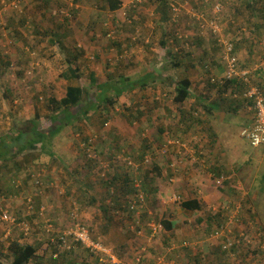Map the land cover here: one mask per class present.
Masks as SVG:
<instances>
[{"label":"rangeland","instance_id":"obj_1","mask_svg":"<svg viewBox=\"0 0 264 264\" xmlns=\"http://www.w3.org/2000/svg\"><path fill=\"white\" fill-rule=\"evenodd\" d=\"M129 1L123 0L124 7L116 13L109 9L107 0H25L21 4L0 0V56L10 55L14 62L11 69L0 62V71H5L0 77V141L18 151L31 134L19 142L13 139L20 130L31 133L36 121L56 154H43L34 162H26V153L33 152L28 148L17 159L10 158L8 168L0 159L3 264H12L14 241L37 247L28 264H148L150 259L155 262L149 264H169L165 246L177 242L176 237L180 238L179 247L187 252L182 251L184 264H220L223 257H212L210 250L218 242L198 222V215L223 221L227 203L219 207L206 201V197L211 200L223 190L235 195L229 214L239 205L237 218L247 212L250 217L257 216L259 224L264 221V146L253 147L241 136V121L232 114L240 105L225 95L223 87L211 84L212 71L205 68L212 65L214 70L213 62L223 60V45L220 43L222 50L213 48L208 41L213 34L207 29L200 31L204 25H199V19H214L212 8L218 13L214 6L219 4L224 7L223 20L229 8L222 4L224 0H209L207 3L212 4L208 10H187V1L195 5L203 0H169L179 8L177 11L170 3L163 7L162 0H143L130 9ZM243 5L238 3L240 8ZM259 9L262 12L264 7ZM259 19L264 21V13ZM221 34H225L223 30ZM199 35L206 38L201 46L195 42ZM59 37L61 44L55 42ZM73 67L79 69L78 78L71 76ZM148 74L155 81L147 80L142 86L141 77ZM186 76L193 80V95L178 104L173 100L174 88ZM123 78L135 88H126L118 96L111 87ZM202 81L204 84L197 86ZM69 85L85 88L84 102L99 103V111L85 116L81 106L69 109L72 119H64L62 130L52 136L49 133L58 122L51 120L55 112L49 99L64 97ZM104 87L109 88L106 95L114 99L113 104L105 95L98 98ZM213 101L228 112L226 121L217 128L215 125L216 133L210 131L213 125L207 122L209 114L205 110ZM194 113L201 116L202 123L193 122ZM215 134L216 144L225 149L228 161L261 170L257 179L250 180L254 186L250 196L258 191L255 199L248 200L247 185L241 188L234 181L230 185L236 186L226 185L229 180L224 166L214 154L208 158ZM42 150L38 145L33 153ZM15 161L22 164L13 170ZM160 163L162 173L157 176L155 167ZM129 179L136 189L133 192L124 194L115 188ZM139 194L144 200L137 201L143 204L131 210V202ZM193 198L202 201V211L180 206L181 200ZM103 207L110 211L111 220ZM214 207L215 213L211 210ZM6 212L15 222L3 219ZM165 220L174 221L175 235L166 233ZM149 221L158 227L156 236L146 234ZM23 222L28 223L29 230ZM75 222L84 223L91 237L99 239L108 252L93 257L88 248L78 250L74 244V252L66 255L62 251L53 259L52 241L56 244L59 234ZM243 238L245 247L232 263L264 264V233L258 237L245 233ZM142 239L149 243L159 239L164 247L140 250Z\"/></svg>","mask_w":264,"mask_h":264},{"label":"trees","instance_id":"obj_2","mask_svg":"<svg viewBox=\"0 0 264 264\" xmlns=\"http://www.w3.org/2000/svg\"><path fill=\"white\" fill-rule=\"evenodd\" d=\"M107 1L109 4V9L113 10V11H115L117 9L120 10L124 4L123 0H107ZM234 1L239 2V3L243 2L244 6L247 4V0H243V1L242 0H227L226 3L230 7H233ZM206 2H209V0H206ZM206 2H205V9L208 10L210 8L212 2L210 4L206 3ZM236 2L234 4H236ZM169 3L171 6V1H169V0H162L161 1V4L163 7H165L166 5L169 6ZM222 4H224V2H222ZM201 6L204 7V3ZM222 9H223V13L222 14H220V12L218 13V17L220 19H221V15L224 14L223 5H222ZM222 9L220 11H222ZM66 18H67L66 20L69 21V17H66ZM63 25H65V23ZM60 27H58L56 29H59ZM62 27H64V26H62ZM199 29L202 33L204 32V29H207L206 31L212 32L213 38H211L209 40H211L213 48L218 49V50H220V49L222 50V48L220 47L219 39H216L217 38L216 32L214 33L208 27L199 28ZM37 33H40V31H37ZM52 34H54L53 37L59 36L58 33L57 34L52 33ZM203 37H205V36H201V35L198 36L197 40L195 41L196 45L201 46L204 44L206 39L203 41V39H202ZM55 42L61 44L60 37ZM226 43H227V45L221 42V44L223 45V50H222L223 60H221L220 62H218L217 60H216V62L215 61L213 62V65L215 66L216 70L215 69L213 70L212 65H211V68L209 65H205V63H203V65H205L207 72L209 70L212 71V73L209 75L211 84L217 85L219 87H223L221 89L225 90V95L230 96L232 98V100L235 99L234 101L236 103L239 102V100L241 101V99L248 100L251 103L252 109L254 110V100L252 98L246 97L245 94L253 86L261 88V86H259L261 83H259V85H258V83H256L257 81H255V79H254L255 78V76H254L255 69L253 67L242 66L243 64L240 61L239 55L236 53V50H235L236 47H235L234 43H232L231 41H226ZM230 45H231V49L229 50ZM189 52H192V51H189ZM190 55L191 54H188L187 56L190 57ZM206 55H210L208 51L206 52ZM2 57L4 60L2 59ZM233 59H234L233 65L236 69L237 75H234L232 78H227L228 71L231 67L230 61H232ZM0 60H1L0 62H4V64H6L10 69L12 68V65L14 62L12 63L10 55H8V56L1 55ZM17 62L19 63V61H17ZM190 65H192L194 67V63H191ZM70 70H71L70 71L71 76H74V78H78L80 76L78 73L79 69L77 67H73ZM4 72H5L4 70L0 71V77L2 74H4ZM216 72H218L220 75H216L215 74ZM243 72H247L246 76L242 75ZM146 76L147 75H145L144 77H141L143 80L141 83L142 86L147 85V80L149 81V80L154 79V76L152 74L151 75L148 74V77H146ZM64 77L66 79L67 77H69V75H67V73H66ZM245 77H248L250 79L249 83L245 81ZM154 81H155V79H154ZM127 82H128V84H126ZM203 84H204V82L202 81V82L198 83L197 86H201ZM130 85H131L130 80L128 78H123L121 80V82L119 83V85H113L111 88H113L114 90L116 89L115 90L116 95L120 96L125 92L126 88L132 89L135 86V85H132V86H130ZM192 87H193V80L189 76L182 78L180 81L177 82V84L174 88L173 100L178 104L185 103L193 95V91H192L193 88ZM108 89L109 88L104 87L103 90L101 91V93L98 94L99 95L98 98L101 97V95H105L107 97L106 93H107ZM103 91H104V94H102ZM197 97L199 98L200 95L197 94ZM85 99H86V90H85V88H83L79 85H69L67 87L66 94L64 97H60V98L59 97H51L49 99V103L53 107V110L55 112V114L53 113V115L51 116V120H53V122H58V125L53 127L49 134L52 136L59 134V132L62 130V127L64 125V123H63L64 119H67V120L72 119L70 116H72L73 113L71 111H68L69 109H73L77 106H81V113L85 114V116L90 114L91 112H93L92 114L94 115L99 111V105H100L99 103L98 104L97 103H89L88 101L84 102ZM202 99H204V97H202ZM106 101H110L111 104L114 103L113 98L109 99L107 97ZM215 104H217V103H215ZM84 107H86V110H83ZM212 107L213 106L208 105L207 109H205L208 114H210V112H212V110H213ZM197 115H199V114H196V113L193 114V122H195L196 124L202 123L203 120H202L201 116H197ZM207 122L209 123L208 120H207ZM249 125H247V126H249ZM247 126H244L242 131ZM30 131H31V133H24L23 131L20 130L19 133L17 134V137H15L13 139L16 142H19L22 138H24V137L26 138L27 135L31 134L30 139H28L27 141L25 140V142L23 144L18 146V151H14L12 149L15 146L13 147L9 143L7 144V143H4L3 141H0V159H2L3 161H6L5 162L6 164L3 165L4 168H8V166L10 165L9 164V162H11V161H9L10 158H12V160L17 159L19 157V155L22 154L23 152H25L28 148L32 149V151L34 152V149L36 150L38 145H41L44 150H42V152L40 154H36L33 152L26 153L25 159L23 158L26 162H30V161L34 162V161L38 160L40 158V156L43 154L47 155L49 157H54V156L56 157L55 151H53L48 146L49 144L47 143V139H48L47 134L45 133V131H40L38 129V124L36 123V121L33 124V126L31 127ZM6 155H8V157ZM21 164L19 163V161H15L13 163V166L15 167V168H13V170L19 169ZM6 170L8 171V169H6ZM10 170H12V168H10ZM155 170L161 171L159 165H156ZM131 182H132L131 179H129L127 184L121 183L120 185H116L115 188H117L118 190H123L122 193H124V194H127L129 192H133V190H136V189L132 186ZM110 183H112V182H110ZM144 187H147V184H145ZM92 198L95 199L94 197H92ZM199 201L200 200L197 198L187 199V200L183 199L180 201V206L186 210H198L201 208L200 207L201 202H199ZM103 208L105 210L106 215L108 213L107 216L111 220L113 218V216L111 215L110 211H108V209L105 207H103ZM39 209L40 208H38V211H39ZM173 223H174V221L171 222V221L165 220V221H163V226L167 229H171V228L173 229ZM185 242H183L182 244L185 247H187L188 245H185L184 244ZM52 245H53V248H52V256H53L52 258L53 259L58 258V256H56V257L54 256L56 253L59 254L62 251H64L62 253L66 252V255H69L72 252H74V250H76L73 248L74 246H72L69 249L60 248L58 246V243L55 244V242H52ZM75 245L78 246V250H80V249L82 251L86 250L83 248V245L81 243H75ZM11 251L13 253L12 264H28L33 259V257L36 255L37 247L35 245H32V244H21L18 241H14L11 245ZM86 251L91 256L96 257V255L94 253H90L89 250H86ZM0 264H3V263L0 262Z\"/></svg>","mask_w":264,"mask_h":264},{"label":"crops","instance_id":"obj_3","mask_svg":"<svg viewBox=\"0 0 264 264\" xmlns=\"http://www.w3.org/2000/svg\"><path fill=\"white\" fill-rule=\"evenodd\" d=\"M226 1L227 0H224V5H225V7L229 8V11L226 14V18H224L223 21L221 19L218 20V25L220 26V28H219V31L216 33L217 34L216 39H219V43L224 42V44H225L226 41H231L232 43H234V45L236 47V49H235L236 53L239 55L240 61L243 64L242 66L253 67L255 69V72H254L255 78L254 79L257 81L256 83H258V85H259V83H261L259 86H261V88L264 89V21L259 19L260 15L262 13H264V9L262 10V12L259 9V7H261V6L264 7L263 0H247L246 7L243 5L241 8L238 6L239 2L234 1V3L236 2V4L233 3V7H230L226 3ZM205 2H206V0H203L202 2H200L198 4L194 2L195 5H193V4L191 5L190 4L191 2L187 1L186 4L188 5V7H186V6L185 7L187 8V10L188 9H191V10L199 9V11H202V10H206L205 9ZM203 3H204V7L201 6ZM128 4H130L129 8L131 9L133 5L130 3V1ZM196 5L198 8L196 7ZM215 6H214V8H215ZM242 8H244L245 11ZM251 10H254V13H253V15H251V17H249V14L252 13ZM118 11L119 10L117 9L114 12L118 13ZM212 11H213L214 17L218 16V13H215L213 8H212ZM226 19L229 21L227 22ZM199 20H200L199 25L201 26L202 24H206V23L208 24L209 21L212 19L201 18ZM220 22L222 23V25ZM230 24H232V25H230ZM222 30L225 33L224 35L221 34ZM228 33L230 35L229 37H227ZM202 39L204 41L206 38L203 37ZM208 41H209V39H208ZM134 88H132V89H134ZM215 103H217V102L213 101V102H209L207 104V106L208 105L213 106L212 107L213 110H212V112H210V114L208 115V118H207V120L209 121V124L213 125V128L212 129L210 128V131L212 133H216L215 125L217 128L218 124L224 123L226 121V119H227L226 114L228 113L227 109H225V108L220 109V106L218 105V103L217 104H215ZM235 104L237 106L240 105V107L235 108V109L233 108L235 113H232V114L237 115L236 117H238L240 119L242 127L247 126L250 123H252L254 116H255V110L252 109L251 103L248 100L241 99V101L239 100V102H237ZM230 107H233L232 103H231ZM229 114H231V113H229ZM36 117H38V115H35L34 119H36ZM31 121L34 122L35 120L32 119ZM241 136H242V134H241ZM216 143H218V139H217V136L215 134L213 146L209 147V149H208L209 150L208 151L209 152L208 158L210 157V154H214L216 156L215 160H217L218 162H220L221 165L224 166V168H225L224 170H225L226 174H228V180H229L228 183H226V185H230L231 182H233V181L236 182L237 183L236 185H239V187H241V188L244 185H247L250 187V191L248 193V196H249L248 200L251 201V199H255L258 196V191H255L253 193V195L250 196L251 188L254 187V186H252V184H250V180L251 179H257L259 176V171H261V170L258 169L257 167H252L250 165H241V164H237V163H231V161H228L229 157H228L225 149L222 146L217 145ZM158 165L162 171L163 164L161 165V163H160ZM245 170L247 171V173L244 172ZM161 171H157L156 175L160 176ZM263 176H264V174L262 175V177ZM244 178L246 180H244ZM236 185H230V186H236ZM230 189H232V188H230ZM234 196L235 195L231 191L223 190L221 192L218 191V193H215V197L211 200H208V197H206V201L209 202V204H212L215 206L224 207V206H226L225 204L227 203L228 207L225 208L227 211V214H224V211L222 213V215L224 217L223 221L219 222L217 219H215L211 215H208V216H205L204 214L198 215V222H200V224L202 226H204L206 232L211 233V235L213 233L214 227H216L217 225L228 223V222L230 223L229 230L231 232L226 234V236H223L221 239H216L218 242V245L216 247H212L210 249L212 251V257L219 256V255H221V257H223L220 264H232V262H234V261H231L229 259L228 254L223 252L221 249V242L223 240H226L227 237L232 238V237L238 236L240 234L245 235V233L246 234H252V236L258 235L260 233L262 236L264 233V221H261V223L259 224L258 223L259 218L257 216L250 217L247 214V212L245 213L243 210L244 213H242V216L246 214L245 215L246 217L245 216L239 217V218L236 217L237 213L240 210L239 205L236 206L237 211L229 214L228 208H229V206H231L229 204H234L236 202V201H234ZM236 200H237V198H236ZM249 201H247V202H249ZM199 202H202V201H199ZM200 207L203 208L202 203H201ZM201 208L198 209V211H202ZM211 210H212V212L215 213L216 208L214 207ZM241 218H243V219L241 220ZM150 222L151 221H149V223ZM149 223H146V228H147L146 234L148 236H150V235L156 236V234H157L156 232L158 231V227L155 225L154 222H151L150 224ZM260 227L262 230L260 232H258V229H260ZM175 230H176V228H173V230H172V228L171 229L165 228V231L167 234H169L171 232V234L175 235ZM200 231H204V229L200 230ZM247 231H249V232H247ZM176 239H177V242H174L173 244L170 243V245L165 246V247H167L166 248V254H167V256H169V258L165 259V260H167V262L169 264H184L183 259L185 257H184V254L182 253V251L183 252H186V251H184V249H182L178 245V243L180 242L179 241L180 238L176 237ZM243 241H244V238H243ZM143 242H144L143 247L140 250H142V249L146 250L147 246L153 247L154 249L157 247L158 248H162V246L164 247V245L162 243H159V239H157V241H155V243H149V242H146L145 240H143ZM242 245H243V247L240 246L237 249V253L239 252V250H241L245 247V243L243 242ZM157 258H161V257L157 256ZM154 262L151 261V259H150L148 264L154 263ZM210 264H211V261H210Z\"/></svg>","mask_w":264,"mask_h":264},{"label":"built area","instance_id":"obj_4","mask_svg":"<svg viewBox=\"0 0 264 264\" xmlns=\"http://www.w3.org/2000/svg\"><path fill=\"white\" fill-rule=\"evenodd\" d=\"M23 1L25 0H16L18 4H21ZM142 1L143 0H131L130 3L135 5L136 3ZM122 7H124V5ZM171 7L174 10H178V7L175 3H171ZM215 9H218L220 12L221 6L217 4V6H215ZM218 19L219 17L216 16L214 19L210 20L208 24H202L204 25L203 28L208 27L214 33H217L220 28V26L218 25ZM225 44L227 45L226 42ZM230 49L231 45L229 46V50ZM233 62L234 59L230 61L231 67L228 71L227 78H232L234 75H237ZM246 73L247 72H243L242 75L246 76ZM245 81L249 83L250 79L248 77H245ZM245 96L254 100L255 116L252 123L242 131V136L254 147L264 146V89L253 86L247 91ZM137 199L143 201L144 195L139 194L138 196H136L134 201L131 202V210H136V208H138L141 204L137 201ZM3 219L8 222H15V218L8 214V212L4 214ZM23 224L26 227L25 229L29 230L28 223L23 222ZM229 225L230 223L228 222L214 227L213 233L211 235L212 238L221 239L223 236H226V234L230 233L231 231L229 230ZM243 235L244 234H240L232 238L227 237L226 240H223L221 242L222 251L228 254L231 261L236 260V257L238 255L237 249L243 243ZM258 235L260 236L261 234L259 233ZM258 235H255V237H258ZM52 242H54V240ZM56 242L58 243V246L63 249H69L74 246L75 243H81L95 255H97L99 252H108V250H106V248L103 246V243L99 239H94L93 237H91V234L85 224L83 225V223L80 222H75L71 228H68L64 232H61ZM247 242L250 243L251 240L247 239ZM54 256H58V253H56Z\"/></svg>","mask_w":264,"mask_h":264},{"label":"clouds","instance_id":"obj_5","mask_svg":"<svg viewBox=\"0 0 264 264\" xmlns=\"http://www.w3.org/2000/svg\"><path fill=\"white\" fill-rule=\"evenodd\" d=\"M253 120H254V119H253ZM241 134H242V133H241ZM242 137H243V136H242ZM243 138H244V137H243ZM244 139H245V138H244ZM253 147H254V146H253ZM135 198H136V196H135ZM176 199H177V196H176ZM133 200H134V199H133ZM141 204H143V203H141ZM141 204H140V205H141ZM160 226H161V225H160ZM161 227H162V226H161Z\"/></svg>","mask_w":264,"mask_h":264}]
</instances>
